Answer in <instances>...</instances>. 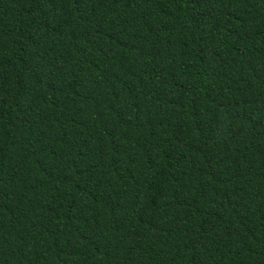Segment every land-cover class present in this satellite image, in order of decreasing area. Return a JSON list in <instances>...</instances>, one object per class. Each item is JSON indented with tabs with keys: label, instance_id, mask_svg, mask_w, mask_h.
Listing matches in <instances>:
<instances>
[{
	"label": "trees",
	"instance_id": "1",
	"mask_svg": "<svg viewBox=\"0 0 264 264\" xmlns=\"http://www.w3.org/2000/svg\"><path fill=\"white\" fill-rule=\"evenodd\" d=\"M0 264H264V0H0Z\"/></svg>",
	"mask_w": 264,
	"mask_h": 264
}]
</instances>
